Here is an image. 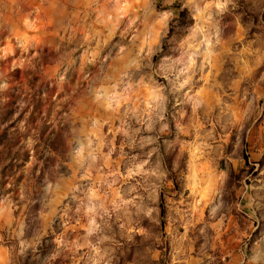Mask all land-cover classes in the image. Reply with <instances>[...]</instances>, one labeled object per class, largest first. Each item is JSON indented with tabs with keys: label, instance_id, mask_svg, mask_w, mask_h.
<instances>
[{
	"label": "rangeland",
	"instance_id": "obj_1",
	"mask_svg": "<svg viewBox=\"0 0 264 264\" xmlns=\"http://www.w3.org/2000/svg\"><path fill=\"white\" fill-rule=\"evenodd\" d=\"M0 264H264V0H0Z\"/></svg>",
	"mask_w": 264,
	"mask_h": 264
},
{
	"label": "trees",
	"instance_id": "obj_2",
	"mask_svg": "<svg viewBox=\"0 0 264 264\" xmlns=\"http://www.w3.org/2000/svg\"><path fill=\"white\" fill-rule=\"evenodd\" d=\"M188 15L186 10H181L178 12L179 19H185V17ZM161 215H163V209L161 208Z\"/></svg>",
	"mask_w": 264,
	"mask_h": 264
}]
</instances>
